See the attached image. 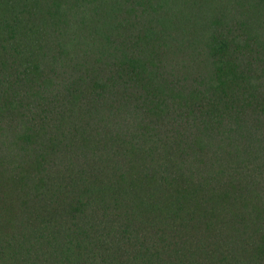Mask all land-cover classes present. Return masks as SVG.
<instances>
[{
	"label": "trees",
	"instance_id": "16d2710c",
	"mask_svg": "<svg viewBox=\"0 0 264 264\" xmlns=\"http://www.w3.org/2000/svg\"><path fill=\"white\" fill-rule=\"evenodd\" d=\"M0 264H264V0H0Z\"/></svg>",
	"mask_w": 264,
	"mask_h": 264
}]
</instances>
